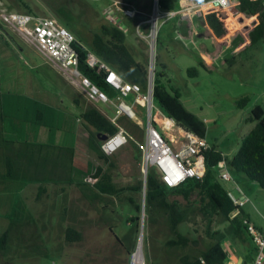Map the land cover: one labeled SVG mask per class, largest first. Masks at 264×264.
Returning <instances> with one entry per match:
<instances>
[{
  "label": "rangeland",
  "instance_id": "374dc122",
  "mask_svg": "<svg viewBox=\"0 0 264 264\" xmlns=\"http://www.w3.org/2000/svg\"><path fill=\"white\" fill-rule=\"evenodd\" d=\"M125 1L146 13V18L154 13V0H0V10L29 11L41 16L52 15L58 20L61 19L60 14L68 16L87 35L97 32L106 22L118 26L123 16L114 5ZM186 1L178 11L193 5L192 1ZM186 14L178 13L174 18L160 21L158 32L147 38L141 37L135 28L133 32L125 28L126 44L143 65L149 67L152 61L154 69L164 66L166 78L180 94L183 105L206 124L205 139L232 159L244 137L256 124L247 121L252 109L255 106L264 109V42L261 40L250 45L253 17L239 14L243 19L240 22L243 24L238 22L242 26L239 32L234 36L228 34L217 44L211 35L204 34L205 30L200 31L196 25L199 15L195 9L189 16ZM110 17L115 20L112 22ZM181 19L189 20L190 24L181 23L182 28L179 25ZM139 31L144 36L150 35V25L147 30L141 28ZM72 34L76 38L73 31ZM79 40L82 45H87L84 38ZM32 65L40 66V69ZM193 67L197 68L198 75L190 77L187 71ZM21 79L24 83L20 82ZM7 91L27 92V96L43 103H55L56 110L65 119L66 130L63 133L67 132L66 138L70 136L62 143L68 145L73 143L75 116L88 105H93L56 69L47 65L33 47L0 21V92ZM44 91L54 95L49 98L50 102L45 100L48 94L47 97L41 94ZM242 99L247 100L244 106L238 104ZM124 101L132 105L134 98L130 96ZM154 106L153 114L159 117L163 110L155 102ZM98 107L110 117L115 115L112 105L98 104ZM134 117L122 114L118 122L138 144L129 140L110 155L116 164L114 182L119 187L134 186L143 179L138 147L145 144L148 123L144 102L135 104ZM132 123L135 126L132 127ZM77 124L74 180L93 183L91 176L97 166L106 167V164L88 147V130L82 123ZM159 130L162 131L160 127ZM165 133L174 149L180 148V141L175 139L179 137L177 129ZM229 172L232 180H221L223 187L239 198L234 180L250 199L241 208L240 221L245 223L248 220L264 227V189L242 173L230 169ZM6 174L7 170L0 179V237L9 231V241L5 250L0 251V264H133V253L137 250L141 231L144 264H176L184 252L180 249L170 251L165 247V242L173 234L163 216H157L155 221L142 220L141 216L136 229L135 223L127 222L133 213L127 197L143 203L142 193L124 191L119 196L107 197L112 203L107 208H104L105 203H101L96 210L82 198L81 189L76 185L65 186L63 197L56 194L59 187L46 184L47 176L44 179L35 177L26 167L13 169L11 176ZM43 184H46L47 192L38 199ZM198 197L194 194L191 200H198ZM171 198L186 203L181 196ZM66 205L76 215V226L83 233L81 242L64 241V229L69 220L61 219V210ZM228 226L229 223L219 216L202 213L197 208L189 221L180 224L179 231L190 238V249L196 253L214 241L209 232L224 233L227 236L224 245L230 253L229 260H232L237 252L247 254L245 247L251 248V240L244 229L242 237L247 243L233 240V235L227 232Z\"/></svg>",
  "mask_w": 264,
  "mask_h": 264
},
{
  "label": "trees",
  "instance_id": "16d2710c",
  "mask_svg": "<svg viewBox=\"0 0 264 264\" xmlns=\"http://www.w3.org/2000/svg\"><path fill=\"white\" fill-rule=\"evenodd\" d=\"M180 1L158 0V8L163 12L177 11L180 9ZM208 1L198 0L199 3ZM237 2L230 11L217 8L203 12L199 17H196L200 31L204 29V34L211 35L215 42L219 44L222 38L228 37V34L232 36L239 31L242 26H238V22L243 21V19H240L242 15L239 14H244L254 18L251 25L252 30L249 33L250 45H255L261 40L264 42V9L261 1L237 0ZM21 13L34 14L29 11ZM60 16L61 19L58 17L59 22L76 35V42L73 47L79 55V67L82 73L89 77L93 83L106 91L110 97L115 96V91L107 86L103 75L87 65L86 51L83 48L85 45H82L79 40L80 37L86 40L87 45L85 47L106 61L126 81L139 84L142 91H146L148 67L137 61L131 53L126 44V33L124 30L111 22H106L100 26L97 32L86 35L75 26L68 16L63 17L61 14ZM138 18L140 20L146 19L145 16H139ZM239 19L240 21H237ZM200 65L203 66L202 63ZM187 72L190 77L198 75V70L194 67L189 68ZM153 85L154 102L162 108L164 114L172 118L177 126L205 138L207 132L206 124L183 105L180 100V94L171 87L166 78L163 65L154 69ZM18 98L22 101V105H20V101H10L6 99L5 95L0 93V120L2 122L4 119L11 121L12 126L17 128L22 125L24 132L27 131L25 139H22L21 142H19V139L8 140L3 133H0L1 146L13 156L7 158L8 176L12 175L13 169H20L24 165L28 172L35 177L44 179L47 176L48 178H45L48 179L46 184L59 187V192L57 190L56 194L63 195V197L65 186L76 185L81 189L82 198L96 210L101 203H105L104 208H107L112 203L107 197L119 196L124 191L142 193L143 203L136 202L131 196L127 197V204L133 210L127 222L135 223L136 229L141 220L142 212H144V220L148 221H155L157 216H163L170 232L173 234L165 242V247L170 251L179 249L184 251L178 257L176 264H228L229 262L230 253L224 245L227 239L224 233L219 231L209 232L213 236L214 241L204 250L196 253L190 249V238L179 231L180 224L189 221L197 208L202 213L215 214L223 221L228 222L227 232L233 235V240L240 239L242 244L247 243L242 237V231L244 229L249 234L247 226L250 222L248 220L245 223L240 221L242 207L239 208L234 204L228 194L229 192L221 184V179L215 169L219 162L225 160L230 170L244 174L248 179L257 182L264 189V109L262 107L255 106L252 109L247 121L255 122L256 124L242 140L235 157L228 159L214 144L211 149L201 154L206 168L202 181L188 179L180 186L170 188L161 182L156 170L150 168L145 184L144 179H141L134 186L119 187L114 182L116 164L101 148L103 143L101 137L114 135L118 128L98 107L88 105L77 116V121H80L88 130V147L99 159L103 160L106 167L97 166L91 176L94 180L93 183L77 182L74 180L76 154L74 142L72 140L73 143L71 145L62 143L70 137L66 138L67 132L63 133L65 131V119L56 108L46 103L29 96H19ZM75 101L77 102V100ZM246 102V99H242L238 104L244 106ZM9 104L11 107H8ZM131 126H135L134 123ZM58 131L60 132V139L56 141ZM44 133L49 134L50 139H44ZM16 143L20 144L18 148H15ZM138 150L141 155L139 147ZM46 184L41 186L38 199L41 198L43 192H47ZM194 194L199 196L198 200H191ZM177 195L181 196L186 203L182 204L177 199L171 198ZM61 219L63 221L69 220L64 229V241L66 243L81 242L83 233L77 228L76 215L68 205L62 207ZM249 238L253 247L251 246L250 249L247 246L245 247L247 254H242L244 264H253L256 254V246L250 235ZM8 241L9 231H6L0 237V251L5 250ZM194 243L196 242L194 241ZM231 247L234 248V246Z\"/></svg>",
  "mask_w": 264,
  "mask_h": 264
},
{
  "label": "built area",
  "instance_id": "2783aa9c",
  "mask_svg": "<svg viewBox=\"0 0 264 264\" xmlns=\"http://www.w3.org/2000/svg\"><path fill=\"white\" fill-rule=\"evenodd\" d=\"M261 1L264 9V0ZM114 6L120 10L123 16L128 18H138L148 15L138 10L134 4L129 2H116ZM180 11H160L154 7L153 15L142 19L141 23L150 25L151 34L144 36L142 31H137L141 37L154 36L158 32L160 21L174 18L178 13L189 16L192 9L200 16L203 12L223 8L230 10L238 2L237 0H209L205 3L192 2ZM206 7V8H205ZM106 11V12H105ZM105 14L109 17L108 11ZM112 22L115 18L110 17ZM0 21L3 25L14 31L28 45L33 47L43 60L55 68L63 78L77 89L92 104L112 105L115 108V115L109 116L110 121L118 128L114 135L106 137L101 148L106 155L115 153L118 149L128 143L129 140H136L118 122L119 117L124 114L129 118L134 117V107L138 102H144L147 109L148 123L146 126L145 144L139 145L141 150V172L143 178L147 176L150 168H154L162 183L170 188L180 186L188 179L202 181L205 175V163L201 154L211 149V144L205 138L199 137L192 131L177 126L172 118L167 117L164 112L156 117L154 111V67H148V82L145 92L139 84L126 81L116 70L106 61L97 56L93 51L83 46L86 51L87 65L103 75L107 86L115 91V96L110 97L108 93L84 75L80 69L79 55L73 47L76 42L75 36L65 28L59 20L52 16H41L36 14L21 13L6 9L0 10ZM119 27L121 24L118 25ZM152 46V43H150ZM133 96L132 105L125 103V99ZM159 127L162 131L159 130ZM177 129V138L180 141V148L174 149L172 143L165 132ZM138 144V143H137ZM217 168L220 169L218 177L221 180L231 181L227 162L222 160ZM239 198L228 193L232 201L239 208L245 206L250 199L243 191L236 186ZM247 231L256 246V254L253 264H264V227L258 228L249 223Z\"/></svg>",
  "mask_w": 264,
  "mask_h": 264
},
{
  "label": "crops",
  "instance_id": "0c3cea01",
  "mask_svg": "<svg viewBox=\"0 0 264 264\" xmlns=\"http://www.w3.org/2000/svg\"><path fill=\"white\" fill-rule=\"evenodd\" d=\"M193 2V1H195V2H198V0H190V2ZM189 2V3H190ZM187 3V1L186 0H181L180 1V8H183V5L184 4H186ZM231 10V9H230ZM230 10H228V11H230ZM178 11V10H177ZM122 13V12H121ZM122 16H123V14H122ZM142 21H140V19L139 18H135V19H133V18H128V17H125V16H123V18L121 19V22H120V24H121V26L122 27H119V28H121L122 30H124L125 28L127 29V30H129L130 32H133L134 31V28H135V30H137V27L139 26V30L142 28V30H147L148 29V27H149V25H147V23H146V25H145V23H141ZM181 23H186L187 25H189L190 24V21L189 20H186V19H181V20H179V25L183 28V24H181ZM196 25L198 26V24L196 23ZM239 25V24H238ZM148 26V27H147ZM144 28V29H143ZM125 29V30H126ZM124 30V31H125ZM239 32V31H238ZM234 34H236V33H234ZM234 34L232 35V36H234ZM198 35L199 36H201V34L200 33H198ZM132 53V52H131ZM45 62V61H44ZM46 63V62H45ZM26 64V63H25ZM47 65H49L50 67H52L50 64H48V63H46ZM33 66V65H32ZM33 68H36V69H40V66H33ZM53 68V67H52ZM53 69H55V68H53ZM20 82L21 83H24V81H23V79H21L20 80ZM20 83V84H21ZM27 85V84H26ZM19 87V86H18ZM23 87H19V89H22ZM1 94H3V95H5L6 96V99H9L10 101H16V100H18V101H20L21 102V104L20 105H22V101L18 98L19 96H27L26 94H28L27 92H22V91H7V92H0ZM42 95H45L46 97H47V94L48 93H45V91H44V93H41ZM11 97H13V98H11ZM52 97H54V95H49L48 94V97L45 99L46 100V102H50V100H49V98H52ZM47 105H51L52 107H56V105H55V103H46ZM93 105H95V104H93ZM96 107H98V105H95ZM8 107H11V105L9 104L8 105ZM99 108V107H98ZM106 116H108L107 114H105ZM109 117V116H108ZM78 122H80V121H78ZM77 122V116H75V126H74V137H73V144H74V146H75V148H76V141H77V128H78V123ZM81 123V122H80ZM66 124V123H65ZM66 127V125H64V128ZM16 128V129H15ZM66 130V129H65ZM0 133H3L4 134V136H5V138L6 139H8V140H18L19 139V142H21L22 141V139H25V136L27 135V131H25L24 132V130H23V128H22V125H20V127H15V126H12V124H11V121H7V120H3V122L0 120ZM43 138L45 139H50V136H49V134H43ZM58 139H60V132L58 131L57 132V134H56V141L58 140ZM0 142H1V138H0ZM20 146V144L19 143H16L15 144V148H18ZM223 154V153H222ZM224 155V154H223ZM225 156V155H224ZM9 157H13L12 155H11V153L10 152H8L3 146H1V144H0V179H1V177H3L4 176V174H5V170H7V174L6 175H8V173H9V171H8V167H7V158H9ZM23 167H25L24 165H22L21 166V168H23ZM253 184L254 183H256V182H252ZM233 184L234 185H236V186H238V183H236L234 180H233ZM253 224V223H252ZM256 227H258V228H263V226H257L256 224H254ZM251 246L253 247V245L251 244ZM233 258H235V259H232V260H229V262H228V264H237L238 262H240V263H242V264H244L243 263V257H242V253H240V252H237V253H235L234 254V256H233ZM242 258V259H241Z\"/></svg>",
  "mask_w": 264,
  "mask_h": 264
},
{
  "label": "bare ground",
  "instance_id": "6f19581e",
  "mask_svg": "<svg viewBox=\"0 0 264 264\" xmlns=\"http://www.w3.org/2000/svg\"><path fill=\"white\" fill-rule=\"evenodd\" d=\"M133 264H144V257L140 243L137 250L133 253Z\"/></svg>",
  "mask_w": 264,
  "mask_h": 264
},
{
  "label": "water",
  "instance_id": "95a60500",
  "mask_svg": "<svg viewBox=\"0 0 264 264\" xmlns=\"http://www.w3.org/2000/svg\"><path fill=\"white\" fill-rule=\"evenodd\" d=\"M154 2H155V3H154V7H158V0H154ZM150 64H153L152 61H151ZM101 140H102V141L106 140V136H102V137H101ZM143 179H144V184H145L146 177L143 178ZM143 215H144V212L142 213V220L144 219V216H143ZM141 236H142V231H141V233H140V237H139V241H138L137 247L139 246Z\"/></svg>",
  "mask_w": 264,
  "mask_h": 264
}]
</instances>
